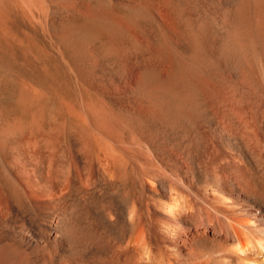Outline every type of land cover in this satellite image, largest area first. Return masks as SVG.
Instances as JSON below:
<instances>
[{
	"label": "bare ground",
	"instance_id": "bare-ground-1",
	"mask_svg": "<svg viewBox=\"0 0 264 264\" xmlns=\"http://www.w3.org/2000/svg\"><path fill=\"white\" fill-rule=\"evenodd\" d=\"M118 1L99 101L0 115V264H264V0Z\"/></svg>",
	"mask_w": 264,
	"mask_h": 264
},
{
	"label": "rangeland",
	"instance_id": "rangeland-1",
	"mask_svg": "<svg viewBox=\"0 0 264 264\" xmlns=\"http://www.w3.org/2000/svg\"><path fill=\"white\" fill-rule=\"evenodd\" d=\"M175 1L190 7L195 3V0ZM42 3L40 10L29 14L10 6L1 16L0 115L5 118L27 121L49 104L52 117L61 121L60 94L78 103L82 98L99 101V94L79 71L83 63L64 44L58 28L72 25L71 31L74 28V35L80 38L73 35L76 40L87 43L92 37L90 43L103 44L111 37L107 22L124 23L129 13L118 0H43Z\"/></svg>",
	"mask_w": 264,
	"mask_h": 264
}]
</instances>
